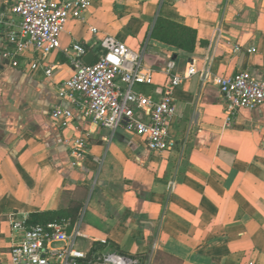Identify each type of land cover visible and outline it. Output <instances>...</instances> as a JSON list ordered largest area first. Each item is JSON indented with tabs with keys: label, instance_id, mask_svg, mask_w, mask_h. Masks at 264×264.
Wrapping results in <instances>:
<instances>
[{
	"label": "crops",
	"instance_id": "1",
	"mask_svg": "<svg viewBox=\"0 0 264 264\" xmlns=\"http://www.w3.org/2000/svg\"><path fill=\"white\" fill-rule=\"evenodd\" d=\"M13 2L0 0V12L17 23ZM158 18L194 30V50L152 39ZM216 26L212 74L264 81V0H93L47 57L50 78L0 56V264H12V220L71 207L79 208L83 251L108 242L142 264H264V104L238 111L227 126L218 87L194 77L174 92L176 147L160 154L77 114L67 128L50 119L55 106L68 107L57 93L72 73L73 43L93 61L106 36L143 50L153 84L137 90L158 99L167 63L177 73L198 67ZM5 29L0 24V34ZM79 137L88 147L76 161L65 141Z\"/></svg>",
	"mask_w": 264,
	"mask_h": 264
},
{
	"label": "built area",
	"instance_id": "2",
	"mask_svg": "<svg viewBox=\"0 0 264 264\" xmlns=\"http://www.w3.org/2000/svg\"><path fill=\"white\" fill-rule=\"evenodd\" d=\"M92 1L14 0L9 13L17 17V23L5 20V13L0 12V24L6 26L0 34L1 58L14 69H41L50 78L54 66L45 63L47 57L60 50V37L68 21H84ZM91 33L96 30L91 29ZM221 38V29L216 26L198 67L191 64L177 73L170 60L164 68L167 83L158 99L137 90L138 86L153 84V72L143 63V50L133 51L106 36L95 60L86 65V50L73 43L70 50L74 55H68L72 73L57 93L68 107L55 106L50 119L67 128L77 114L108 130L112 137L124 133L141 139L151 153L170 152L176 147L169 125L175 114L174 92L182 83L197 77L203 85L218 87L229 126L238 111L256 110L264 104V81L244 72L229 77L213 75L211 66ZM65 144L76 161L87 153V137L66 140ZM11 230L8 256L12 264H142L137 256L117 252L89 256L90 249L78 247V241L84 238L78 222L72 226L69 222L28 226L25 220H12Z\"/></svg>",
	"mask_w": 264,
	"mask_h": 264
},
{
	"label": "trees",
	"instance_id": "3",
	"mask_svg": "<svg viewBox=\"0 0 264 264\" xmlns=\"http://www.w3.org/2000/svg\"><path fill=\"white\" fill-rule=\"evenodd\" d=\"M151 38L163 44L173 46L184 52L191 53L195 47L196 33L194 30L187 27L158 18L151 32ZM78 214L79 208L76 207L34 214L30 216L29 220L27 221V225H43L50 222H69V224L72 226L76 222ZM108 252H117L125 255L119 251L115 245L105 242V244H93L90 248L89 256H97Z\"/></svg>",
	"mask_w": 264,
	"mask_h": 264
},
{
	"label": "water",
	"instance_id": "4",
	"mask_svg": "<svg viewBox=\"0 0 264 264\" xmlns=\"http://www.w3.org/2000/svg\"><path fill=\"white\" fill-rule=\"evenodd\" d=\"M93 59H94V56L92 54H87L83 57V62L84 64L89 65L92 63Z\"/></svg>",
	"mask_w": 264,
	"mask_h": 264
}]
</instances>
